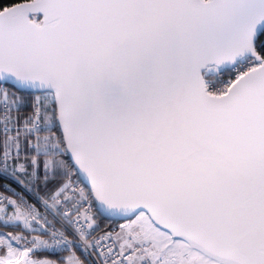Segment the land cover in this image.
Segmentation results:
<instances>
[{
  "label": "snow or ice",
  "instance_id": "6c2138e0",
  "mask_svg": "<svg viewBox=\"0 0 264 264\" xmlns=\"http://www.w3.org/2000/svg\"><path fill=\"white\" fill-rule=\"evenodd\" d=\"M0 105V264H264V0H0Z\"/></svg>",
  "mask_w": 264,
  "mask_h": 264
},
{
  "label": "built area",
  "instance_id": "2783aa9c",
  "mask_svg": "<svg viewBox=\"0 0 264 264\" xmlns=\"http://www.w3.org/2000/svg\"><path fill=\"white\" fill-rule=\"evenodd\" d=\"M2 105H0V111H2ZM0 132L2 133V130H0ZM3 134V133H2ZM1 177L9 180L11 183H14L19 191L17 192L16 189L13 188V186L9 183H4L3 184V189L0 190V195L9 197L11 199H18L19 197H23L24 199H26L29 203L34 204L39 211L44 212V207L41 203L38 202L39 197H42L43 195L40 194L38 191L36 190H25L21 185H19L11 175L8 174H0ZM3 206V205H0ZM51 218V217H50ZM124 223H126L125 220H116L114 221L110 227L105 230L108 232H117L120 229V226L123 225ZM57 227H59V225H57ZM105 231H100V234H102ZM0 233H7L4 231L0 230ZM36 234H38L39 236H41L40 232H35ZM43 236H41L42 238ZM46 238V237H43ZM71 238V237H70ZM48 253L51 254H70L66 251H63L62 249H57L56 252H51V250H48ZM77 255H81V257L83 259L86 260L87 264H99V260L97 259L96 255L94 252H92L91 249L89 250H84L83 247L79 248L76 252Z\"/></svg>",
  "mask_w": 264,
  "mask_h": 264
},
{
  "label": "trees",
  "instance_id": "16d2710c",
  "mask_svg": "<svg viewBox=\"0 0 264 264\" xmlns=\"http://www.w3.org/2000/svg\"><path fill=\"white\" fill-rule=\"evenodd\" d=\"M4 4L7 5L9 3L12 2V0H3ZM9 87H11L14 91H18V93L20 95H23L25 97H28L30 95V93H28L27 91H24V90H18L15 88V86L13 85H9ZM23 113L26 115L27 113H29L31 111V107L29 104H25L23 109H22ZM2 133L0 132V139H2ZM4 183H9L13 186L14 189H16V191L18 192L19 189L18 187L14 184V183H11L9 180L3 178L0 176V190L3 189V184ZM36 191H38L40 194H42L44 196V190H43V187L42 186H38ZM116 220H113V219H109V218H106L104 216L100 217L99 218V226H100V231H105L107 230L110 225ZM20 224V223H19ZM15 223L13 222H10L8 225H5L3 223V221H0V230H3L5 232H12L13 234H19L22 229H23V226L20 224V227H15L14 226ZM25 235H27V232L24 233ZM32 236H37L35 232H33L31 234V236L29 237V239L32 238ZM58 257H63V254H51V253H48V258H51V259H57Z\"/></svg>",
  "mask_w": 264,
  "mask_h": 264
},
{
  "label": "water",
  "instance_id": "95a60500",
  "mask_svg": "<svg viewBox=\"0 0 264 264\" xmlns=\"http://www.w3.org/2000/svg\"><path fill=\"white\" fill-rule=\"evenodd\" d=\"M104 217L109 218V219H113V220H125L124 218L118 217V216H110V217L109 216H104Z\"/></svg>",
  "mask_w": 264,
  "mask_h": 264
},
{
  "label": "crops",
  "instance_id": "0c3cea01",
  "mask_svg": "<svg viewBox=\"0 0 264 264\" xmlns=\"http://www.w3.org/2000/svg\"><path fill=\"white\" fill-rule=\"evenodd\" d=\"M9 215H11V212L9 211V213H8ZM13 223H16V222H13ZM20 224H21V222H19ZM1 231H3V230H1ZM5 232V231H4ZM37 236H39L38 234H36ZM43 238V237H42Z\"/></svg>",
  "mask_w": 264,
  "mask_h": 264
},
{
  "label": "rangeland",
  "instance_id": "374dc122",
  "mask_svg": "<svg viewBox=\"0 0 264 264\" xmlns=\"http://www.w3.org/2000/svg\"><path fill=\"white\" fill-rule=\"evenodd\" d=\"M126 221V220H125ZM21 225L23 226L22 222H21ZM69 254H64L63 257H66L68 256ZM51 259V258H50Z\"/></svg>",
  "mask_w": 264,
  "mask_h": 264
}]
</instances>
